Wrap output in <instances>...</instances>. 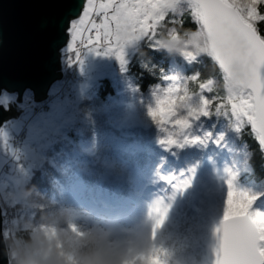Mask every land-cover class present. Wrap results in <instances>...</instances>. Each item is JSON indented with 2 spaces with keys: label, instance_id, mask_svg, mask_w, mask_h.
I'll use <instances>...</instances> for the list:
<instances>
[{
  "label": "trees",
  "instance_id": "obj_1",
  "mask_svg": "<svg viewBox=\"0 0 264 264\" xmlns=\"http://www.w3.org/2000/svg\"><path fill=\"white\" fill-rule=\"evenodd\" d=\"M258 8L264 11V4ZM175 21L172 23L168 17L161 22L156 39L175 27L181 31L198 29L187 10L176 14ZM261 29L264 30V24ZM63 58L66 59L65 54ZM197 73L198 79H188ZM164 75L177 76L190 95H198L199 84L213 79V91H205L213 105L221 102L216 97L226 94L223 72L206 53L189 62L183 56H170L157 50L147 39H142L118 80L100 79L76 102L74 122L45 150L48 162L43 169L32 170L31 183L72 203L93 200L98 205L123 208L155 193L169 196L175 180L169 182L164 177L181 174L184 180V175L189 176L186 181L190 183L185 181L181 185L187 193L194 174H189L190 167L196 162L202 166L211 161L233 168L238 188L242 187L237 189L257 197L251 210L264 213V151L250 124L235 129L230 117L214 113L213 107L211 116L194 120L188 130L189 136H198L200 141L171 152L160 143L164 134L149 115V108L155 107L156 90L167 85L162 80ZM126 103L132 105L141 124L130 125L128 131L120 127ZM97 190L101 197L91 196ZM220 200L225 201L221 197ZM184 207L185 203L179 213H184ZM8 216L9 213L2 218V230Z\"/></svg>",
  "mask_w": 264,
  "mask_h": 264
},
{
  "label": "snow or ice",
  "instance_id": "obj_2",
  "mask_svg": "<svg viewBox=\"0 0 264 264\" xmlns=\"http://www.w3.org/2000/svg\"><path fill=\"white\" fill-rule=\"evenodd\" d=\"M260 4L264 0H73L58 19L57 29L59 39L69 41L66 50H62L69 64L81 59V46H85L90 52L114 55L124 67L128 46L147 39L156 48L161 22L171 17L175 23L177 10L180 14L187 10L198 25L193 37L203 38L204 53L223 72L226 94L216 97L221 102L213 105L205 95V91H213V79L199 84L198 95H190L177 76H162L167 85L156 90L155 107L149 108V115L164 134L160 143L169 148L197 143L200 137L189 136L188 130L194 120L211 116L215 107L214 113L228 115L238 129L250 124L264 148V11L259 10ZM71 53H75L74 59ZM184 57L192 62L198 55L185 51ZM198 77L199 73L188 79ZM15 99L5 90L0 104L7 111L9 102ZM13 156L20 159L15 152ZM46 162L48 157L41 152L34 156L33 167L43 169ZM19 167L25 177L33 175L31 168ZM164 179L170 182L173 178ZM256 199L235 191L228 181L223 216L215 228L213 264H264V213L249 211ZM156 213L154 240L167 218L168 208H157ZM168 255L167 249L154 246L150 253L141 254L128 264H169Z\"/></svg>",
  "mask_w": 264,
  "mask_h": 264
},
{
  "label": "rangeland",
  "instance_id": "obj_3",
  "mask_svg": "<svg viewBox=\"0 0 264 264\" xmlns=\"http://www.w3.org/2000/svg\"><path fill=\"white\" fill-rule=\"evenodd\" d=\"M139 42L126 48L127 62L135 52ZM62 50H66V47ZM62 50L61 72L63 78L52 85L48 101H45L46 103H34L31 92L25 91L23 98H25L26 93L28 98H25L24 104H20L23 110L22 116L9 120L7 125L4 123L1 127L3 135H0V185L4 187L5 191L9 190L12 184L19 179L25 177L19 165H23L24 169H35L33 167L34 156L41 152L45 153V150L56 141L57 135L63 133L67 127L72 125L76 117V102L85 93L92 90L100 79L109 77L118 80V75L124 73L126 68V65L121 66L114 55L90 52L85 46H81V59L69 64L63 58L65 53ZM71 55L74 59L75 53H71ZM3 94L4 92L0 96ZM13 101H16V99ZM27 106L28 108L24 110ZM122 117L120 127L126 131H128L130 125H141L138 123L134 108L129 103L125 104ZM230 121L233 127L238 129L232 118H230ZM122 134L125 135V132ZM5 140L7 143H5ZM187 145L189 144H184L183 147ZM179 147L181 146L173 145L170 148L167 147V149L169 148L171 152L172 149H179ZM14 152L20 157L19 160L14 158ZM169 156H171L170 153ZM14 161H17L16 164H14ZM210 162L206 161L202 166L196 162L190 167L189 174H194L191 175V187L187 193L183 191L184 189L182 190L181 185L189 176L183 174L185 179L182 180L184 177L181 174H177V177L175 175L173 177L175 185H171L169 193L172 198L168 202L160 194H156L155 196L145 197L142 201H136L135 206L128 209L120 207L115 208V210L109 208V206L108 208L95 206L93 200L74 204L99 216L146 217L153 224L157 218L156 209L167 207V218L159 229L160 234L165 238L176 241L194 238L202 250L203 264H207L204 255L205 238L212 226L222 219L227 198L228 181H231L235 191L248 194L246 190H238L242 187L238 188L237 174L233 168L224 165L218 166ZM98 195H100V190H97L91 196L99 197ZM220 197L224 198L225 201H221ZM67 201L70 202V200ZM184 203V213L183 211L179 213ZM133 207L138 208L139 211ZM249 211L256 212L255 210L252 211L251 207ZM6 215H8L6 210H1L2 218Z\"/></svg>",
  "mask_w": 264,
  "mask_h": 264
},
{
  "label": "clouds",
  "instance_id": "obj_4",
  "mask_svg": "<svg viewBox=\"0 0 264 264\" xmlns=\"http://www.w3.org/2000/svg\"><path fill=\"white\" fill-rule=\"evenodd\" d=\"M195 31L166 30L156 49L170 56L184 57L185 51L200 56L204 40L195 39ZM0 210L9 213L0 232L3 264H128L154 246L168 250L169 264H203L202 250L194 238H165L159 228L154 240L148 218L90 213L42 190L29 177L19 179L7 191L0 185Z\"/></svg>",
  "mask_w": 264,
  "mask_h": 264
},
{
  "label": "water",
  "instance_id": "obj_5",
  "mask_svg": "<svg viewBox=\"0 0 264 264\" xmlns=\"http://www.w3.org/2000/svg\"><path fill=\"white\" fill-rule=\"evenodd\" d=\"M72 2L0 0V95L5 90L9 95H16V101L8 104L9 110L5 111L0 105V129L5 121L17 119L23 112L20 104L25 91L31 92L34 103H43L52 85L63 78L61 50L68 40L59 39L57 21ZM2 222L0 210V232L3 231ZM219 223L213 225L206 237L208 264H213L217 242L215 228ZM0 264H3L2 260Z\"/></svg>",
  "mask_w": 264,
  "mask_h": 264
},
{
  "label": "flooded vegetation",
  "instance_id": "obj_6",
  "mask_svg": "<svg viewBox=\"0 0 264 264\" xmlns=\"http://www.w3.org/2000/svg\"><path fill=\"white\" fill-rule=\"evenodd\" d=\"M24 102H25V98H23V101L21 104H24ZM22 114H23V112L20 113L19 118L22 116Z\"/></svg>",
  "mask_w": 264,
  "mask_h": 264
},
{
  "label": "bare ground",
  "instance_id": "obj_7",
  "mask_svg": "<svg viewBox=\"0 0 264 264\" xmlns=\"http://www.w3.org/2000/svg\"><path fill=\"white\" fill-rule=\"evenodd\" d=\"M47 101H48V100H46V102H47ZM46 102H45V103H46ZM94 203H95V202H94ZM94 203H93V204H94ZM95 204H96V203H95ZM96 205H97V204H96ZM96 205H95V206H96Z\"/></svg>",
  "mask_w": 264,
  "mask_h": 264
},
{
  "label": "built area",
  "instance_id": "obj_8",
  "mask_svg": "<svg viewBox=\"0 0 264 264\" xmlns=\"http://www.w3.org/2000/svg\"><path fill=\"white\" fill-rule=\"evenodd\" d=\"M69 42V41H68Z\"/></svg>",
  "mask_w": 264,
  "mask_h": 264
}]
</instances>
